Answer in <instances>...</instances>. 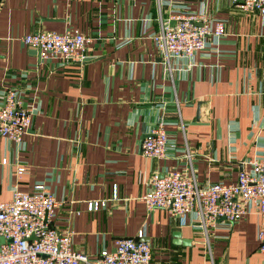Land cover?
<instances>
[{
	"label": "crops",
	"instance_id": "0c3cea01",
	"mask_svg": "<svg viewBox=\"0 0 264 264\" xmlns=\"http://www.w3.org/2000/svg\"><path fill=\"white\" fill-rule=\"evenodd\" d=\"M183 7L224 19L226 32L170 74L151 34L160 16ZM71 26L92 38L83 65L44 60L22 40ZM6 87H19L32 118L21 142L0 137V200L43 182L59 201L53 224L72 229L73 247L90 256L143 229L150 264H263L254 208L219 219L208 248L192 212L183 222L141 196L155 174L185 171L187 150L201 183L235 181L262 152L264 14L230 0H0V98ZM160 116L177 148L144 156L141 142ZM91 199L105 205L89 211Z\"/></svg>",
	"mask_w": 264,
	"mask_h": 264
},
{
	"label": "built area",
	"instance_id": "2783aa9c",
	"mask_svg": "<svg viewBox=\"0 0 264 264\" xmlns=\"http://www.w3.org/2000/svg\"><path fill=\"white\" fill-rule=\"evenodd\" d=\"M241 10L264 14V0H230ZM174 21V25L170 22ZM226 32V22L208 17L205 11L193 12L183 7L168 19L159 17V27L151 39L161 62L171 74L174 63L187 60L193 64L196 53L207 47L209 37L220 38ZM23 42L40 52L44 60L60 64L83 65L88 60L92 38L77 27L62 31L37 30L23 36ZM32 110L23 103L19 87H6L0 98V137L21 142L31 124ZM176 139L164 127L162 116L141 142V154L163 158L176 149ZM187 169L155 174L149 188L141 196L147 209L163 207L181 221L194 214V226L206 236L220 217L234 222L252 208L262 218L257 231L258 250L264 253V148L262 152L243 162L235 181L201 183L195 178L192 154ZM7 162L6 158L2 163ZM24 167L17 168L18 173ZM116 196V191H115ZM59 201L43 182L30 190L15 186L11 197L0 200V264H150L151 244L143 239L144 230L137 237L118 236L113 249L103 248L90 256L72 245V229H59L53 224ZM105 205L104 199L87 200V210ZM264 264V261H263Z\"/></svg>",
	"mask_w": 264,
	"mask_h": 264
},
{
	"label": "water",
	"instance_id": "95a60500",
	"mask_svg": "<svg viewBox=\"0 0 264 264\" xmlns=\"http://www.w3.org/2000/svg\"><path fill=\"white\" fill-rule=\"evenodd\" d=\"M170 25H174V21H171L170 22ZM219 219H222V217H220ZM174 235L178 236L179 235V232H175ZM0 241H3V236H0ZM186 240H183V242H185Z\"/></svg>",
	"mask_w": 264,
	"mask_h": 264
}]
</instances>
